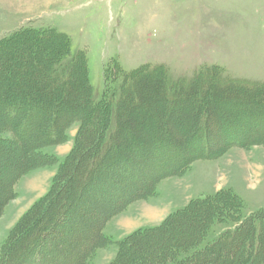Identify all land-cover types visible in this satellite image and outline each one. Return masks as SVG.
Segmentation results:
<instances>
[{"label":"rangeland","instance_id":"rangeland-1","mask_svg":"<svg viewBox=\"0 0 264 264\" xmlns=\"http://www.w3.org/2000/svg\"><path fill=\"white\" fill-rule=\"evenodd\" d=\"M23 28L52 30L66 35L69 54L83 52L85 55L87 78L96 96L102 95L107 85L115 86L117 93L122 92L124 88L120 87L123 80L120 76H114L120 71L128 73L140 67L145 70L162 67L174 85L190 82L204 69L209 70L204 72V76L209 75L213 71L211 68H214V81L218 83L240 81L246 86H264V0H0V40ZM26 45L34 49L28 37L20 36L11 44L0 47V59L9 58V66L6 69L0 67V85L9 86L14 91L21 90L24 99L31 101L35 92L32 86L27 88L26 80L33 85L41 81L42 93H39V97L49 103V108L41 110L48 114V124L53 122V115L64 113V110H57L55 105L61 102L69 86L75 89L77 104L82 109H89L88 102H82L85 94L88 99L84 81L79 82L75 77L81 74L79 68H75L68 85L58 87L40 76L45 71L42 68L43 51L36 58L37 64L34 61L33 66L29 69L26 67L27 75L22 76L16 71L11 57ZM49 92H56L57 95L51 96ZM261 97L260 102H250V106L245 96L217 106L223 112L219 116L223 126L218 128L212 125L210 119L206 134L202 132L197 139L190 141L192 149L215 148L216 153L195 158L183 170L158 180L147 195L134 198L108 217L102 227L105 236L103 243L93 248L82 264H113L120 242L125 237L134 236L137 231L150 233L165 226L173 214L186 208L193 200L218 192L236 196L241 204V220L263 210L264 92ZM4 114L0 108V117L4 118ZM71 114L74 113L71 111ZM90 117L94 119L93 115L86 119ZM104 123L107 125L106 119ZM5 124L11 125V122L6 120ZM85 124L89 126L90 122L85 121ZM90 125L93 126L94 122ZM6 127L0 126V144L11 149L8 155L15 163L23 161L26 167L12 183L13 193L0 213V264L23 233H32L35 229L36 225H30V230L22 233L26 226L24 221L28 219L27 222H30L31 211L50 197L58 173L77 154L76 141L84 130V119L79 116L72 120L58 141L42 145L34 144L36 141L25 134L18 132L14 135ZM252 136L254 139L249 142ZM229 142L233 144L225 146ZM216 146L221 150H217ZM30 149L23 160L25 150ZM132 150L128 153V159L136 157L139 161L137 167H130L129 162L126 165L117 164L114 169L120 174L118 176L109 174L107 167V174L102 176V183H99V188L106 187L102 189V195L105 196L104 191L107 190L111 195H108L110 199L103 197L110 208L115 207L120 198L127 197L138 179L143 182L156 174L162 165L161 159L175 163L182 157L181 153L167 157L169 153L166 149H163L164 153L153 149L150 151L152 155L147 151L141 152L143 158L147 157L141 164L142 157ZM3 161L1 157L0 162ZM4 170L6 174L2 176L8 178L10 173L17 172V167ZM109 170L113 168L109 167ZM107 178L115 179L112 188L103 185ZM103 199H90L86 203L72 200L71 205L66 203L53 225L63 234L61 239L52 241L53 244L57 243L60 252L45 254L52 261L44 264H62L75 258L76 247L66 243L64 246L60 242L69 241L73 229L78 228L80 232L88 228L90 218L86 216L87 212H93L95 202ZM238 224L233 220L214 221L200 246ZM180 228H184L183 224L174 229ZM34 234L39 235V232ZM42 246L33 250L37 253L49 249L48 245ZM138 258L136 256V262ZM23 262L43 264L32 254H26Z\"/></svg>","mask_w":264,"mask_h":264},{"label":"trees","instance_id":"trees-1","mask_svg":"<svg viewBox=\"0 0 264 264\" xmlns=\"http://www.w3.org/2000/svg\"><path fill=\"white\" fill-rule=\"evenodd\" d=\"M20 36L28 37L34 49L27 48L26 41L27 45L11 57L16 71L22 76L27 75L26 67L29 69L34 61L37 64V56L43 51L42 68L45 71L40 76L58 87L68 85L72 81L75 68H79L81 74L75 77L79 82L84 81L88 99L85 94L82 102H88L90 108L82 109L77 104L75 89L69 86L61 102L55 105L57 110H64V113L59 116L53 115V122L48 124L46 122L48 114L41 110V108L45 110L49 108L46 99L39 97V93H42L41 81L33 85L26 80L27 88L32 86L35 92L31 101L24 99L21 90L17 92L11 90L9 86L0 85V108L5 112V120L0 117V126H7L6 128L14 135L18 132L25 134L35 140L36 145L58 141L72 120L79 116L84 119V127H82L84 130L76 141L77 154L58 173L57 183L55 188H52V192L50 191V197L48 195L49 198L45 202L41 201L31 211L30 222H27L28 219L24 221L26 226L24 225L22 233L30 230L28 229L30 225L32 227L36 225L35 229L32 233H23L19 241L7 251L1 264H22L26 254L36 255L43 264L51 262L52 259L45 257V254L59 253L57 243L53 244L52 241L63 237L62 231L53 226L54 219L56 220L62 213L66 203L72 204V200L86 203L90 199L93 201L103 197L110 199L108 190L104 191L105 196L102 195L106 187L99 188V183H102V176L107 174L105 172L107 167L109 174L116 176L120 175L114 169L117 164L126 165L129 162L130 167H137L139 161L136 157L128 159L131 148L142 157L141 164L147 160V157L143 158L141 152L147 151L152 155L150 151L153 149L158 153H164L166 149L169 153H165L167 157H171L173 153H181L182 157L175 163H167L161 159L162 165L159 171L143 182L138 179L133 190L126 198L117 200L115 207L106 206L105 198L103 201L95 202L93 212H87L86 215L90 218L88 228L80 232L77 231L78 228L73 229L69 241L60 242L61 245L71 244L77 249L75 258L68 259L62 264H82L89 252L103 243L105 236L102 227L108 217L120 211L134 198L147 195L158 180L183 170L195 158L209 157L216 153L215 148L192 149L190 141L207 131L210 119L212 125L218 128L223 126L220 123L222 118H219L223 112L217 106L244 96L247 105L250 106V102H260L261 94L264 92V86H246L240 81L218 83L214 81L216 76L214 68H211L213 71L209 75L204 76V72L209 71L204 69L205 71H199L190 82L174 85L162 67L151 70L140 67L128 73L120 71L114 76V78L118 76L122 78L120 87V89L124 88L122 92L118 89L120 92L117 93L114 90L115 86L107 85L102 95L96 96L87 78L85 55L83 52L69 54V41L66 35L52 30L23 28L14 35L1 39L0 47L11 44ZM68 58H71L70 61ZM7 59H0L1 68L6 69L9 66ZM171 89L173 91H170ZM49 93L52 94L51 96L57 95L56 92ZM71 111L74 114H71ZM85 115L86 117L93 115L94 119L91 120L92 117L86 119ZM105 119L107 125L104 123ZM6 120H9L11 125L5 124ZM85 121L90 124L94 122V125L87 126ZM253 139V136L250 137L249 142ZM231 144L233 143L229 142L225 146ZM216 149L221 150L219 146H216ZM30 151L31 149L25 150L22 155L23 160ZM3 153L7 156H2ZM8 153H11V149L0 144V158L4 160L0 162V213L13 193L12 183L26 167L23 161L15 163ZM13 166L17 167V172L10 173L8 178H5L6 175L2 176L6 171L4 169ZM109 167L113 170L110 171ZM105 182L103 185L112 188L115 179L107 178ZM240 211L239 200L228 192H218L207 198L193 200L186 208L173 214L165 226L152 228L150 233L137 231L134 236L125 237L120 242V249L113 264L132 262L135 264H264V209L242 220ZM226 220H233L239 224L222 231L212 241L200 246L210 225L214 221L220 223ZM182 224L184 228L174 229L177 225L181 227ZM41 225L43 228H40ZM34 232H39V235ZM42 244L46 247L48 245L49 249L46 252L42 250L36 253L33 249ZM136 256L139 257L138 262ZM142 257H145V260Z\"/></svg>","mask_w":264,"mask_h":264}]
</instances>
